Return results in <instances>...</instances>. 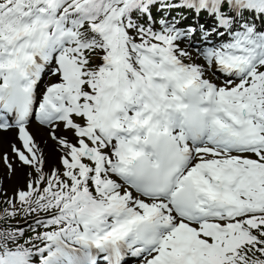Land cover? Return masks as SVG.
I'll return each mask as SVG.
<instances>
[{"label":"snow or ice","instance_id":"snow-or-ice-1","mask_svg":"<svg viewBox=\"0 0 264 264\" xmlns=\"http://www.w3.org/2000/svg\"><path fill=\"white\" fill-rule=\"evenodd\" d=\"M0 264H264V0H0Z\"/></svg>","mask_w":264,"mask_h":264}]
</instances>
